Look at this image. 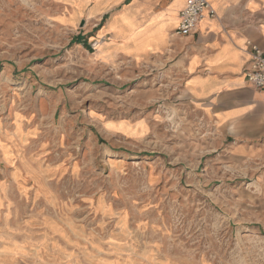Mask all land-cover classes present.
<instances>
[{
    "label": "rangeland",
    "instance_id": "1",
    "mask_svg": "<svg viewBox=\"0 0 264 264\" xmlns=\"http://www.w3.org/2000/svg\"><path fill=\"white\" fill-rule=\"evenodd\" d=\"M36 4L0 0L1 247L61 250L60 264H264V182L214 169L210 131L162 92L150 136L112 138L104 121L148 115L135 85L90 73ZM21 114L45 149L6 136Z\"/></svg>",
    "mask_w": 264,
    "mask_h": 264
},
{
    "label": "crops",
    "instance_id": "2",
    "mask_svg": "<svg viewBox=\"0 0 264 264\" xmlns=\"http://www.w3.org/2000/svg\"><path fill=\"white\" fill-rule=\"evenodd\" d=\"M186 1L36 0V9L44 24L82 51L90 73L135 85L139 111L148 115L104 121L112 138L126 143L150 136L158 123L150 105L162 92L169 108L183 110L210 131L214 169L225 165L264 182V89L244 77L250 45L264 49V0H209L215 17H203L191 35L181 36L176 30ZM161 80L166 83L153 87ZM14 119L6 136L20 151L45 149L41 125L22 114ZM1 244L0 264H60L54 257L61 250H53L49 260L22 241Z\"/></svg>",
    "mask_w": 264,
    "mask_h": 264
},
{
    "label": "built area",
    "instance_id": "3",
    "mask_svg": "<svg viewBox=\"0 0 264 264\" xmlns=\"http://www.w3.org/2000/svg\"><path fill=\"white\" fill-rule=\"evenodd\" d=\"M205 16L215 17V11L209 0H187L179 13L176 33L181 36L191 35ZM247 53L249 61L244 77L254 88L264 89V49L250 45Z\"/></svg>",
    "mask_w": 264,
    "mask_h": 264
}]
</instances>
